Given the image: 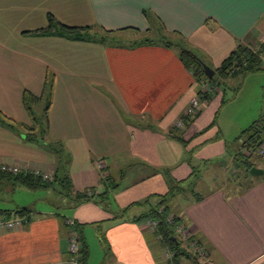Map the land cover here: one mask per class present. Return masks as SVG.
<instances>
[{
  "label": "crops",
  "instance_id": "obj_1",
  "mask_svg": "<svg viewBox=\"0 0 264 264\" xmlns=\"http://www.w3.org/2000/svg\"><path fill=\"white\" fill-rule=\"evenodd\" d=\"M6 1L0 0V8ZM59 8L57 13L48 10L61 23L103 27L128 38L129 32L140 38L156 33L161 38L150 37L154 41L182 44L214 70L239 44L264 41V0H68ZM2 19L0 110L18 124H31L24 91L40 97L38 104L44 97L49 100L47 81L53 78L48 140L62 142L67 156L61 162L43 144L27 141L22 128L0 124V166L53 177L67 172L73 193L94 189L109 199L74 205L65 195L64 212L61 206H24L31 208L25 215L12 212L9 218L22 217L23 223L0 229V264H67V218L76 220L89 248L87 264H168L162 258L170 248L146 227L147 219L138 217L158 202L153 197L143 205L146 198L171 188L177 189L167 203L168 219L179 216L178 227L183 225L190 240L207 248L206 263L264 264V172L235 181L229 177L230 167L250 156L242 133L257 120L251 106L256 96L243 109L232 104L237 97L223 102L236 79L243 85L264 70L242 80L221 77L219 86L211 88L207 80L195 79L176 46L115 47L35 36L27 32L48 23L23 29ZM70 42L77 43L73 48L89 45L90 63L69 57ZM207 90L214 91L210 100L203 99L200 114L185 121L192 98ZM178 133L183 141L174 137ZM216 165L226 180L213 186L205 173Z\"/></svg>",
  "mask_w": 264,
  "mask_h": 264
},
{
  "label": "trees",
  "instance_id": "obj_2",
  "mask_svg": "<svg viewBox=\"0 0 264 264\" xmlns=\"http://www.w3.org/2000/svg\"><path fill=\"white\" fill-rule=\"evenodd\" d=\"M147 17H151L148 10H144ZM27 33L35 36H56L62 37L73 41H85L100 43L106 46L115 47H135L142 44H151L161 42L166 46H176L180 50V56L185 66L189 68L195 79L207 80L213 87L219 86L220 78L223 77H236L242 80L250 73H254L260 70H264V41L260 43L258 49H254L253 46L247 44H239L221 63V65L215 69L213 77L209 78L206 73L202 60L192 50L186 48L184 45L175 43L169 40H157L154 41L150 37H143L137 40L123 39L120 38L116 30H108L103 27H98V31L95 30V26H71L58 21L53 14L48 15V25L46 27L38 28L36 30L28 31ZM218 76V77H217ZM53 78L47 81L49 90V100L44 107L43 112H37L35 106L38 104L40 97H37L33 93L25 90L23 95V101L27 111L31 117V124H18L14 119L7 117L0 110V124L10 129L22 128L25 131V139L27 141L36 142L43 144L48 150L53 151L58 155L59 161L66 160L67 151L64 148L62 142L48 140L49 132V120L48 112L52 103V89H53ZM240 86V85H239ZM238 86V87H239ZM212 90V89H211ZM214 91L207 90L200 97L202 99L210 100ZM225 98H223V102ZM201 111L197 114L185 118L186 120L193 121ZM242 135L246 138L245 148L250 153L249 157L244 155V158H240L242 163L246 165L247 171L255 165V162L250 158L257 151L258 147L264 143V116L255 120L247 129H245ZM176 139L183 141L181 133L174 136ZM66 162V161H65ZM0 184H3L5 188L15 189L18 185H22L27 188H52L56 184L62 187L63 193L73 202L74 205L81 204L88 200L95 199L99 203L105 202L109 199L106 192L89 195L88 193H73L72 180L70 176L65 172L63 175L55 173L52 180H45L41 175L34 174L32 172H20L12 173L9 171L0 170ZM177 189V188H176ZM175 188H171L169 192L161 196H151L146 198L142 204L147 205L151 202L152 198H158V202L155 205H149V209L146 213L141 214L138 220L154 219L158 221L156 228L157 234L161 237L163 243H165L170 250L174 253L172 259L173 264H179L181 257L198 258V254L187 250L183 246V241L180 239L177 229L181 222V218L177 215H173L171 219H168L170 212L168 211V201L171 199L175 192ZM16 211L18 214L25 215L29 214L31 208L21 207L17 210L0 208V215L9 218L12 212ZM174 236L177 240H173ZM178 241V243H177ZM198 243H200L198 241ZM202 245V244H201ZM207 250V248H206ZM208 251V250H207ZM89 248L84 243L82 248V257L80 264H87L89 260Z\"/></svg>",
  "mask_w": 264,
  "mask_h": 264
},
{
  "label": "rangeland",
  "instance_id": "obj_3",
  "mask_svg": "<svg viewBox=\"0 0 264 264\" xmlns=\"http://www.w3.org/2000/svg\"><path fill=\"white\" fill-rule=\"evenodd\" d=\"M67 2L68 0L67 1L66 0H10V1H6V3H3V6H2L3 8L2 7L0 8V16H3V17H0V19L3 18L2 20H5L4 21L5 25L6 24L11 25V27L13 26V28L22 27L24 29L26 27H29V28L30 27L31 28L41 27L42 25H45L46 23H48V15L50 13L49 12L50 7H52V9H55L57 7L56 9L61 10L59 7L66 5ZM68 8L65 7L61 11L63 12L64 10ZM56 9L53 11L54 13H57ZM57 16L59 17L58 14ZM3 25L4 24L0 22V27ZM95 30L98 31V28H96ZM118 36L120 38L130 39V40L131 38L141 37V35L137 33H133V32H129L127 34V36L131 38L126 37L125 34L124 35L119 34ZM147 36L152 37V38L157 37V39L161 38L156 33H150V34H147ZM165 38L168 39L167 37ZM260 43L258 45H253V48L258 49L260 47ZM69 46H71L69 50V53H70L69 57L72 60L75 59L73 57L76 56L79 63L81 64L90 63L89 56H90L91 49L88 48L89 45L80 44L79 47L73 48L72 46H77V43L70 42ZM81 47L82 49H78ZM205 62L208 66H210L208 60ZM249 78L247 79L249 81L246 80L244 83L242 82L243 85L241 84V81H239V79H236L237 81L233 82L231 84L232 86L228 87L225 90V100L229 103L231 102V100L236 99L237 97L238 99L232 104L238 105L239 109L240 108L243 109V107H245V102H247V100L251 98V96L255 95L256 99H254L251 102V106H253V109L256 111V112L254 111V116H255L254 119L256 118L259 119L262 116H264V86H263V90L261 89L259 90L257 86L260 83L264 85V73L262 75H253V77H249ZM239 84L242 85V90H241L240 95H238L239 96L238 97L236 96V91L238 89ZM207 88L210 89L209 86ZM47 101H48L47 97H44L43 100L40 102V104L35 106V110L37 112L39 110V112L42 113L44 107H46ZM260 107H261V112L260 110L257 111V109H260ZM252 157H253L252 160L255 162V164L264 170V160L258 155L257 151L253 154ZM221 169H222L221 166L216 165L214 169H212L211 172L207 174L205 173V178H207V183L213 186L221 185L222 181L226 180L225 174L221 172ZM230 169H231L230 170L231 174L229 175V177L231 180H234V178L241 179L242 176H248L249 178L255 177V175L250 174V171H247V167L243 163H238L237 166L236 165L231 166ZM63 192L64 191L62 190V187L59 184H56L55 187H52V188H36V189L27 188L22 185H18L15 189H8V188H5L3 184H0V208H7V207L13 208V207H16L17 205H20L21 207L48 206V207H52V208L54 207L55 209H58V207H60L61 204H63V201L66 199V196ZM61 207H62L61 210L64 212L65 208L63 206ZM170 209H171V212L175 211L174 207L172 206L170 207ZM178 235L180 239H182L183 241V246L186 247L187 250L196 254L194 249L191 248L190 246V241H189L190 239L184 238L180 233H178ZM192 240L197 241L196 239H192ZM207 254H208V251H207ZM198 256H199L198 258H194V257L188 258V257L183 256L180 258L179 264H208L206 263V260H205V257L207 255L203 257L198 254ZM162 260L164 261L165 259L162 258ZM164 264H167V262L164 261Z\"/></svg>",
  "mask_w": 264,
  "mask_h": 264
},
{
  "label": "built area",
  "instance_id": "obj_4",
  "mask_svg": "<svg viewBox=\"0 0 264 264\" xmlns=\"http://www.w3.org/2000/svg\"><path fill=\"white\" fill-rule=\"evenodd\" d=\"M203 106H205V101L199 97L198 95L192 98L187 110L186 114L189 116H193L197 114L198 111H201ZM245 153L249 152L245 151ZM258 155L264 160V143H262L257 149ZM0 170L9 171L12 173H20L21 169L17 166L3 164L0 166ZM36 174L41 175L45 180H52L53 175L46 172L36 171ZM89 195L96 194L94 189H89L87 192ZM23 223L22 217L17 218H6L0 215V229L4 228H15L18 227ZM66 223L70 226L69 228V257L66 261L67 264H80V260L82 257V248H83V241L81 239L80 233L75 228L76 220L73 218H67ZM146 227L150 230L155 231L158 225V221L154 219H147L145 221ZM177 232L180 233L184 238L190 239L189 232L184 228L183 225H180L177 229ZM191 248L194 249L196 254L200 256H206L207 251L205 247L201 244H198L197 241L189 240ZM164 259L168 261V264H173L172 259L174 257V253L170 249H165L164 252Z\"/></svg>",
  "mask_w": 264,
  "mask_h": 264
},
{
  "label": "water",
  "instance_id": "obj_5",
  "mask_svg": "<svg viewBox=\"0 0 264 264\" xmlns=\"http://www.w3.org/2000/svg\"><path fill=\"white\" fill-rule=\"evenodd\" d=\"M203 66H204V69H205V73L206 75L211 78L214 76L215 74V70L213 68H211L210 66H208L206 63L202 62ZM250 174H253V175H258V174H262L264 172V170L262 168H259L257 166H252L250 168ZM173 240H177V237L174 236ZM178 243V241H177Z\"/></svg>",
  "mask_w": 264,
  "mask_h": 264
}]
</instances>
